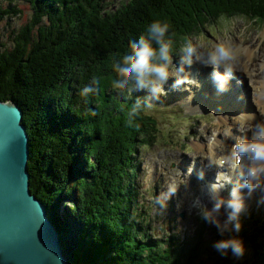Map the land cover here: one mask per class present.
Masks as SVG:
<instances>
[{"label": "trees", "instance_id": "16d2710c", "mask_svg": "<svg viewBox=\"0 0 264 264\" xmlns=\"http://www.w3.org/2000/svg\"><path fill=\"white\" fill-rule=\"evenodd\" d=\"M16 2L26 4L30 15L13 38L12 49L0 52V100L21 109L29 143V190L59 231L67 264H192L186 252L182 258L184 246L199 258L207 224L201 221L199 233L192 237L156 240L145 228L149 223L143 204L138 205L132 156L160 133L154 115L142 111L129 117V123L127 112L136 96L121 93L119 99L117 88H109L102 106L108 124L99 129L94 125L95 92L83 98L78 92L99 65L122 55L158 13L173 18L171 38L183 41L221 19L264 23V0H127L103 18L96 0H0V22L19 14ZM185 3L189 8L182 7L181 13L179 5ZM190 11H197L196 23ZM97 145L101 147L95 150ZM107 148L116 156L112 167L102 171ZM95 152L104 155L98 158ZM101 173L107 179L96 193ZM263 220L248 217L246 225L241 223L237 235L248 243L247 258L227 261L213 255L212 261L200 264H264Z\"/></svg>", "mask_w": 264, "mask_h": 264}, {"label": "rangeland", "instance_id": "374dc122", "mask_svg": "<svg viewBox=\"0 0 264 264\" xmlns=\"http://www.w3.org/2000/svg\"><path fill=\"white\" fill-rule=\"evenodd\" d=\"M126 2L127 0H96V11L99 17L103 18L109 15V13H116L122 7V4H126ZM13 5L14 8L16 7L20 11L15 17H5L0 22V52L12 49L13 38L20 35L21 28L27 24L29 19L30 10L26 4L16 2ZM4 6H6V4H4ZM182 7L189 8L186 3L182 6L179 5V11L181 13L183 12ZM189 13L192 14L191 20L196 23L199 20L197 15H195L198 14L197 11H190ZM163 14L159 16L158 13V15L153 16V20H160L168 24L172 23L173 18L170 15ZM241 18L242 17H237L235 23L232 22L234 18L230 20L221 19L217 23V26L209 24L203 29H200L199 33L193 35L188 34L184 38H193L194 42L198 40L208 47L221 41L230 42L234 46H246L248 49H252L256 46L257 48L252 57L253 62H251L252 64H256L254 61L264 56V23ZM174 28V26H171L169 30H173ZM33 34H35V31L32 32V35ZM173 42L174 49H178L183 41L173 39ZM118 57L117 55L112 56L105 64L99 65L93 72V77L98 81L96 85L97 90H95V94H93L92 98L94 104L93 112L96 115L94 125L99 129L106 127L108 124L106 120L107 117L102 118V106L109 88H111V90L114 88L112 82L116 78V75L112 70V63L114 59ZM175 60L176 57L174 56V63ZM236 63L238 62L236 61ZM192 66L193 67L186 69V72L190 73L191 77H193V74L199 73L198 70L205 68L200 65ZM205 71H209V68L205 69L203 72ZM208 73H206L205 76H207ZM232 82L240 83L237 78H233ZM244 82L246 97L243 101L237 99L233 93L227 95V97H219L218 94L213 96L212 94V100L210 98L211 103L216 104V101H219V99L222 103L228 100L224 105H220L225 108V110H221L219 107L216 108L212 105L209 107L204 103H200L202 100L206 101L205 97L202 99V97L193 93L196 90L191 89L189 84H181L178 87H173L172 78H170L168 83L164 85V94L160 96L159 101L154 103L151 109L145 110V113L151 116L154 115V119L157 122V129L160 133L156 135L155 140L150 142V145L145 144L142 147H137L136 154L133 155L132 158H135L134 166L136 174L134 185L139 193L138 205L143 204L145 208L144 211H146L145 216L148 217L146 223H149V226L145 227L144 219L141 224L148 229V234L149 231L152 232L153 239L160 240L165 237H171L172 241H177L178 239L182 240L185 236L192 237L199 233L201 221L196 217L194 210L190 209L191 202L193 198L197 196H199L202 201L206 202L204 198V187L206 184L212 181V179H221L222 175H219L218 179L216 176L222 172L224 175L226 172H230L232 168L231 164L233 163L232 161H227L220 169L209 166L208 160L210 159L212 144L215 140L218 141L217 145L220 143L223 145L225 144L227 148L225 152L227 153L235 138L241 137V135H249L247 130L244 132V129H246L244 128L246 120H243L240 116L244 114L256 116L257 114L255 99L252 95L249 96L248 93L251 86L247 85L246 80ZM168 84H171V86H168ZM108 85L110 86L103 89V86ZM168 87H170L171 90H169ZM228 90L230 92L229 86ZM121 93L126 92L123 89L117 88L115 96L119 98V96L124 95ZM203 94L207 93L203 91ZM131 95L142 97L144 93L134 91ZM193 95H195L194 100L192 99ZM127 96L129 95L127 94ZM174 96L178 97L180 100L177 99L178 102L174 101ZM99 113H102L101 117L97 116ZM224 118L226 119L225 122H223ZM228 119L231 121H228ZM232 129H234V132ZM115 139L119 141V136L116 135ZM99 147H101V145H97L95 150H98ZM198 151L203 152V155H200ZM106 152L107 154L105 157H103L104 154H97V152H95L98 158L103 157L101 159L103 162L102 171L112 167V163L116 156L114 150H109L107 148ZM111 157L113 159L109 162L108 158ZM198 157H201V159ZM216 162L219 163V160H216ZM192 169H197L198 173H204L201 183L197 181L199 178L195 180L191 179L195 178ZM210 170L212 173L211 177L209 174ZM110 172L112 171L110 170ZM96 174H98V171ZM101 176L103 177L96 179L97 185L94 187L96 193L101 192L99 188L103 187L107 179L105 174L101 173ZM172 187L177 188L176 195L170 198L167 201L166 208L162 209L160 203L164 200V194L168 188ZM226 191H229V188L225 187L223 194H226ZM85 193L90 195L88 191H85ZM193 195L194 197H192ZM248 204L247 212L241 216L242 218L246 216L245 220L241 222L242 224L246 225V222L248 223V221H246L248 217L253 219H264V206H256L255 194ZM142 211L143 208L140 213ZM141 215L143 214L141 213ZM221 219H223V216H221ZM215 234H217L215 227L207 224V228L203 231L202 243L198 246L199 258L198 255L194 254L193 251L186 246H184L182 258L184 259L188 254L193 260L192 264L210 262L212 261L211 256L213 255L217 259L222 258L227 261H235L231 255L221 257L211 247L212 242L217 240V238H214ZM262 237L264 238V236ZM218 239H220V237H218ZM244 244L246 252L242 258H247L250 253L246 240H244ZM177 248L178 246L174 248V251L177 250ZM185 252L187 254H185Z\"/></svg>", "mask_w": 264, "mask_h": 264}, {"label": "clouds", "instance_id": "9594fccd", "mask_svg": "<svg viewBox=\"0 0 264 264\" xmlns=\"http://www.w3.org/2000/svg\"><path fill=\"white\" fill-rule=\"evenodd\" d=\"M232 22L235 23L236 18ZM173 44L169 24L153 20L143 32L134 35L123 54L114 59L112 70L116 78L112 82L113 87L123 89L129 96L134 91L144 93L142 97H136L128 110L129 123V117L151 109L159 101L170 78L173 87L197 83L186 72L194 64L212 69L210 79L218 93L228 90L229 81L236 71V46L221 41L208 47L190 37L185 38L178 49H174ZM97 82L93 77L78 95L83 98L94 93ZM247 131L249 135L236 138L226 153L227 161L233 162L231 171L221 179H213L206 184V202L197 196L190 205L200 221L215 227L220 239L214 240L211 247L221 257L231 255L234 260H240L246 252L244 241L237 234L241 229V216L248 210V202L255 194L256 206H264V121L256 120ZM224 163L226 161H208L209 166L217 169ZM203 175V172L198 173V178L202 179ZM229 184L231 187L224 195L225 186ZM176 192V187L166 190L160 203L162 209L166 208L167 201Z\"/></svg>", "mask_w": 264, "mask_h": 264}, {"label": "water", "instance_id": "95a60500", "mask_svg": "<svg viewBox=\"0 0 264 264\" xmlns=\"http://www.w3.org/2000/svg\"><path fill=\"white\" fill-rule=\"evenodd\" d=\"M21 109L0 100V264H67L60 234L29 190Z\"/></svg>", "mask_w": 264, "mask_h": 264}, {"label": "bare ground", "instance_id": "6f19581e", "mask_svg": "<svg viewBox=\"0 0 264 264\" xmlns=\"http://www.w3.org/2000/svg\"><path fill=\"white\" fill-rule=\"evenodd\" d=\"M235 46L238 49V56L236 59V61L238 63L235 62L236 63V71L234 74V78L235 79L237 78L240 81V83H237V82L234 83L231 80L228 84V86L230 87V92H229V90H227L223 93H218L216 91V89L214 88L212 81L210 79V74L212 71L211 68H209V71L203 72L205 69H207V68H204L202 70H198L199 73L193 74V77L195 78V80L197 82L195 84H197V85L192 84V83H188V84H189L191 89L196 90L193 93H195L196 95H199L200 97H202V99H203V97H205L206 101L202 100V101H200V103H204V104H206V106H209V107L212 105V106H215L216 108L219 107L221 110H225V108H223L224 106H220V105H224L225 103L228 102V100H226L225 103H222L220 101V99L218 98L219 101L215 100L216 104L211 103L210 101L212 100V94H213V96H216V94H218L219 97L220 96H226L227 97V95L233 93L237 99L243 101L246 97V90L244 88V83H245L244 81L246 80L247 85L251 86L248 93H249V96L252 95L253 98L255 99V105H256L255 108H256L257 114H256V116L251 115V114H249V115L244 114V115L240 116V118H242L243 120H246V124L244 127V128H246V129H244V132H245V130H248L250 125L255 123L256 120L264 121V56L261 57V59H256L254 61L256 64H254V63L252 64L251 62H253V60H252L253 53H255V49L257 47L254 46L252 49H248V48H246V46L245 47L244 46H237V45H235ZM242 57H243V59H242ZM194 65L197 66L199 64H194ZM191 67H193V66H191ZM191 71H192V69H191ZM206 73H208L207 76H205ZM169 85L171 86V84H168V86ZM166 86H165V90H166ZM168 89L171 90L170 87H168ZM203 91L206 92L207 94H203ZM194 98H195V95H193L192 99L194 100ZM210 98H211V100H210ZM177 99H178V97L174 96V101L178 102V100H180V99H178V100ZM224 99H226V98H224ZM249 102H250V100H249ZM225 120L226 119L224 118L223 122H225ZM228 121H231V120L228 119ZM234 121H232V122H234ZM232 131L234 132V129H232ZM241 136H243V135H241ZM217 143H218V141L215 140L214 143L212 144L210 157H209L210 159L208 161L219 160V163L221 161L227 162V157H226V152H225V149H227V148L225 147V144L223 145L222 143H220L219 145H217ZM198 153L200 155H203V152H201V151H198ZM198 158L201 159V157H198ZM231 165L233 166V163ZM195 171H196V173H195ZM192 172H193V175L195 176V178H191V179L195 180L196 178H198V175H197L198 170L192 169ZM209 174L210 175L212 174L211 170H210ZM191 179H190V181H191ZM205 179H208V178H205ZM197 181H199L201 183V179H197ZM225 187L230 189L231 185H226ZM227 193H228V191H226V194ZM204 198L206 199L205 196H204Z\"/></svg>", "mask_w": 264, "mask_h": 264}]
</instances>
